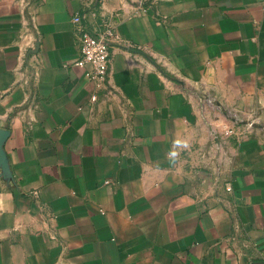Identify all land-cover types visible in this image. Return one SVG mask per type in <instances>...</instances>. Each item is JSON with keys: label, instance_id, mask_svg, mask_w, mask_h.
Segmentation results:
<instances>
[{"label": "crops", "instance_id": "obj_1", "mask_svg": "<svg viewBox=\"0 0 264 264\" xmlns=\"http://www.w3.org/2000/svg\"><path fill=\"white\" fill-rule=\"evenodd\" d=\"M2 129L0 264H264V0H0Z\"/></svg>", "mask_w": 264, "mask_h": 264}, {"label": "built area", "instance_id": "obj_2", "mask_svg": "<svg viewBox=\"0 0 264 264\" xmlns=\"http://www.w3.org/2000/svg\"><path fill=\"white\" fill-rule=\"evenodd\" d=\"M72 23L76 28L80 47V58L77 61V65H89L91 67L88 72L89 80L95 84L96 89L104 88L109 76L111 64L109 41L110 39L116 41H121L122 39L112 29H107L101 35L92 33L84 23V15L81 13L74 14ZM91 100L95 102L97 95L93 94ZM230 132L235 133V130L231 128ZM228 189L230 190V188Z\"/></svg>", "mask_w": 264, "mask_h": 264}, {"label": "water", "instance_id": "obj_3", "mask_svg": "<svg viewBox=\"0 0 264 264\" xmlns=\"http://www.w3.org/2000/svg\"><path fill=\"white\" fill-rule=\"evenodd\" d=\"M8 135H9L8 130L6 129L0 130V170L5 175H11L8 161H7V156L3 148L4 142L6 138L8 137Z\"/></svg>", "mask_w": 264, "mask_h": 264}, {"label": "rangeland", "instance_id": "obj_4", "mask_svg": "<svg viewBox=\"0 0 264 264\" xmlns=\"http://www.w3.org/2000/svg\"><path fill=\"white\" fill-rule=\"evenodd\" d=\"M227 121H228V123H232V121H231L230 117H228V118H227ZM247 127H248V128H250V127H251V125H248Z\"/></svg>", "mask_w": 264, "mask_h": 264}]
</instances>
